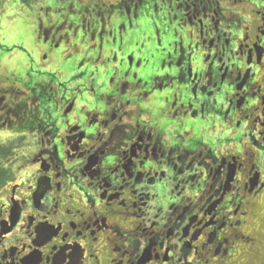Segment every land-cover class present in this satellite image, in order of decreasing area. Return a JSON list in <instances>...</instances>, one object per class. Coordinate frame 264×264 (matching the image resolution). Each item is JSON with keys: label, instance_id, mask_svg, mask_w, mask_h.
Masks as SVG:
<instances>
[{"label": "flooded vegetation", "instance_id": "flooded-vegetation-1", "mask_svg": "<svg viewBox=\"0 0 264 264\" xmlns=\"http://www.w3.org/2000/svg\"><path fill=\"white\" fill-rule=\"evenodd\" d=\"M84 4L0 60V264H264V0Z\"/></svg>", "mask_w": 264, "mask_h": 264}, {"label": "rangeland", "instance_id": "rangeland-1", "mask_svg": "<svg viewBox=\"0 0 264 264\" xmlns=\"http://www.w3.org/2000/svg\"><path fill=\"white\" fill-rule=\"evenodd\" d=\"M101 1V5L104 6V4L111 0ZM86 2L87 4L91 2V5L94 6L96 2L98 3V0H31L29 3H23L21 0H2L0 8V60L3 61L7 58V62L3 63L5 66H8V60H10L8 57L16 55L14 59H17L23 56L26 62H35L36 65L41 67V70L38 71L48 72L54 52L44 51L42 47H40L39 53L37 54L30 52L25 42L26 38L34 39L37 46L39 43L46 49L48 46L43 44L44 39H41V37L37 39V34L33 36H28L27 34L29 32H36L39 25V18L41 15H44V9L46 7H53L55 11L60 10L62 13H66L70 11L72 6L76 11H80V8H82ZM83 32V27H81L78 33L79 36L83 37L85 35ZM64 50V46L62 45L59 47L58 51L63 52ZM84 61L93 63L96 61V58L88 57ZM80 62H82V60ZM22 64L24 69L22 70L21 65L16 72L17 75L20 77L22 76L23 79H25L27 75L32 80L36 78L38 71L35 70L34 66L29 63L30 67L26 68V63L23 62ZM24 70L25 72L23 74ZM81 71L84 72L85 70L82 69ZM81 71L80 73H82ZM8 72L9 68L3 67L0 74L4 76ZM0 139L2 138L0 137Z\"/></svg>", "mask_w": 264, "mask_h": 264}, {"label": "trees", "instance_id": "trees-1", "mask_svg": "<svg viewBox=\"0 0 264 264\" xmlns=\"http://www.w3.org/2000/svg\"><path fill=\"white\" fill-rule=\"evenodd\" d=\"M23 3H29L31 0H21ZM2 0H0V8H1ZM48 8V7H47ZM53 8V7H51ZM44 15H41V17ZM0 176H1V170H0Z\"/></svg>", "mask_w": 264, "mask_h": 264}]
</instances>
